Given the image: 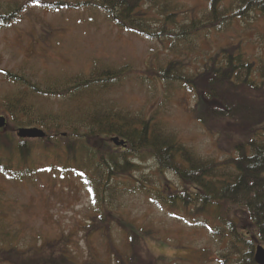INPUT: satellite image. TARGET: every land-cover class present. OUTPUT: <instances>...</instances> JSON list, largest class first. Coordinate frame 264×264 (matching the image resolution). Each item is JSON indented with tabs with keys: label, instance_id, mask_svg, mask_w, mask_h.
I'll return each instance as SVG.
<instances>
[{
	"label": "rangeland",
	"instance_id": "rangeland-1",
	"mask_svg": "<svg viewBox=\"0 0 264 264\" xmlns=\"http://www.w3.org/2000/svg\"><path fill=\"white\" fill-rule=\"evenodd\" d=\"M54 1L83 2L38 0L34 4L32 0H0V17L11 19L6 25L0 24V117L5 118L6 124L11 119L4 104L16 97L27 99L21 105L30 104L62 122L66 108L62 100L52 96L54 88L70 86V79L89 81L96 76L91 73L111 67L117 70L112 78L113 88L106 91L103 100L100 97L103 106L146 120L155 116L200 158L225 160L234 154L233 144L246 143L254 133H264V120L253 124L200 125L196 115L198 94L188 92L179 83L167 84L155 77L157 70L164 69L172 60H183L187 72L199 73L201 77L208 57L219 48L238 44L250 61L264 62V16L251 14L247 21L237 20L224 30L206 29L205 37L192 38L190 52L186 48L189 44L183 41L171 48L166 38L154 40L133 35L109 21L94 5L79 11H55L54 7L41 6ZM154 3L158 6L140 8L143 15L136 20L154 32L164 26L178 32L188 22L203 21L209 10L204 0ZM229 3L233 0L222 5ZM171 12L176 14L177 25L163 22ZM261 90L262 95L255 92L248 101L254 113L264 106L263 86ZM18 128L12 127L10 131L15 138ZM4 134L7 133L1 136ZM112 138L100 145L117 153L120 148L110 141ZM65 162L61 154L53 166ZM13 165L19 172L28 168L17 165L15 160ZM155 169L151 161L140 164L137 172L141 175L125 178L127 187L118 188L121 192L113 195L108 207L94 204L86 180L60 179L57 174L21 180L0 175V211H4L0 212V224L7 223L0 230V264H57L64 251L69 264H237V256L228 250V236H223L226 227L214 220L216 207L207 208L206 213L196 212L192 206L170 208L130 191L136 181L145 185L148 183L144 181H152L147 187L166 196L183 189L174 174L159 175ZM218 211L219 215L233 219L238 234L255 241L256 229L242 208L221 204Z\"/></svg>",
	"mask_w": 264,
	"mask_h": 264
},
{
	"label": "trees",
	"instance_id": "trees-1",
	"mask_svg": "<svg viewBox=\"0 0 264 264\" xmlns=\"http://www.w3.org/2000/svg\"><path fill=\"white\" fill-rule=\"evenodd\" d=\"M81 1L85 4L54 1L43 2L41 6L54 7L55 11H79L85 6L94 5L107 15L109 21L133 35H145L154 40L166 38L171 48L176 42L183 41L189 44L186 48L190 52L193 50L190 46L193 45L192 38L205 37L206 29L224 30L237 20L247 21L251 14L264 16V0H233L227 6L222 5L226 0H204L208 2L209 10L203 21L188 22V26H180L178 32L166 26L154 32L136 20L143 15L138 10L144 5L158 6L155 0ZM175 16V12L166 14L164 24L177 25ZM9 20L2 16L0 24L6 25L10 23ZM116 70L106 67L102 72L91 73L96 76L89 81L70 79V86L64 89L56 86L52 96L62 100L66 108L62 122L56 121L57 116L40 113L30 104L27 107L21 105L27 100L25 98L16 97L7 101L4 107L11 121L0 129V175L6 179L21 180L37 175L54 177L57 174L60 179L74 177L81 182L86 180L91 186L94 204L108 207L113 195L121 192L118 188L127 187L124 179H134L139 165L151 161L159 175L163 172L174 174L184 185L183 189L166 196L157 189L147 187L152 181H144L148 183L146 185L136 181L130 191L161 201L170 208L192 206L196 212L206 213L207 208L216 207L217 217L214 220L226 227L223 236H228V250L231 249V254L237 256V264H256L252 259L254 248L258 244L264 248V133H254L246 143L233 144L234 154L225 160L200 158L155 116L146 120L125 110L103 106L102 96L113 88L111 84ZM201 72L204 76L198 77L199 73L193 75L187 72L183 60H172L164 69L157 70L155 77L167 84L179 83L188 92L198 94L196 115L200 125L209 127L218 122L253 124L264 120V106L254 113L248 104L255 92L263 94L264 62L261 59L250 61L240 44L222 47L207 58ZM44 95L48 96L46 93ZM12 127L42 129L45 137L42 140L24 141L10 134ZM77 129L81 130L80 133ZM1 133L7 134L1 136ZM110 136L123 141L125 148H120L117 153L102 148L101 145ZM60 143L64 146L61 147ZM60 153L65 156L66 162L54 168V161H58ZM14 160L17 165H27L28 168L17 171L13 168ZM188 187L194 190H188ZM221 204L240 207L245 211L256 229L255 241L238 234L237 225L231 217L219 215L218 207ZM0 212L4 213L3 210ZM6 224L1 222L0 230ZM63 254L64 257L57 264H69L65 251Z\"/></svg>",
	"mask_w": 264,
	"mask_h": 264
},
{
	"label": "water",
	"instance_id": "water-1",
	"mask_svg": "<svg viewBox=\"0 0 264 264\" xmlns=\"http://www.w3.org/2000/svg\"><path fill=\"white\" fill-rule=\"evenodd\" d=\"M4 117H0V129H3L6 125ZM18 139L21 140H42L45 137V133L41 129L37 128H20L16 134ZM116 147L125 148L123 141H119L118 138H112L110 140ZM256 264H264V248L258 245L254 248L253 258Z\"/></svg>",
	"mask_w": 264,
	"mask_h": 264
},
{
	"label": "snow or ice",
	"instance_id": "snow-or-ice-1",
	"mask_svg": "<svg viewBox=\"0 0 264 264\" xmlns=\"http://www.w3.org/2000/svg\"><path fill=\"white\" fill-rule=\"evenodd\" d=\"M34 4H38V0H32Z\"/></svg>",
	"mask_w": 264,
	"mask_h": 264
}]
</instances>
